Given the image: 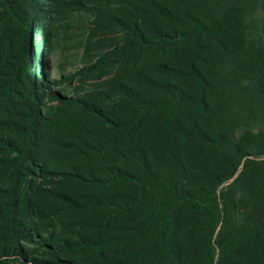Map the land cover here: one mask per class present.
<instances>
[{
    "label": "rangeland",
    "instance_id": "374dc122",
    "mask_svg": "<svg viewBox=\"0 0 264 264\" xmlns=\"http://www.w3.org/2000/svg\"><path fill=\"white\" fill-rule=\"evenodd\" d=\"M9 1L13 6L28 8L26 0ZM34 1L30 8L35 21L29 63L33 92L22 90V96L15 99L18 104L12 107L0 103V147L10 137L20 146V136L12 135L7 126L18 121L27 103L38 107L40 138L48 136L55 141L50 153L39 142L35 160L28 163L21 175L13 168L7 170L4 163L15 158V154L0 149V203L16 199L19 212L16 223L25 237L9 243L7 256L0 264L134 263L140 249L120 242L144 233L149 225L139 220L137 212L109 219L108 211L92 206L120 203L124 197L136 195L134 187L123 184L103 190L82 180L104 177V169L115 165L134 174L133 157L102 164L83 159L78 149L73 151L56 142L63 136V142L75 144L74 139L67 137L76 130L78 122L96 116L92 110L118 127L127 124L123 126L126 128L123 135H128L135 144L150 147L153 151L150 169L157 177L163 176L165 165L177 182L186 185L190 172L199 175L208 167L217 171L231 169L232 157L234 162L235 157L241 159L236 174L216 190L218 223L211 239L207 235L210 229L203 231L205 225L195 221L184 208L175 213L172 245L176 256L168 264H202L201 253L203 257L208 254L209 264H218L217 233L229 239L232 230L240 228L250 205L233 181L245 159H264V79L262 75H252L258 71L252 72L246 57L258 50L264 53L263 13L237 16L234 2L238 0ZM2 4L0 0V30L11 24ZM155 9L179 18L181 23L172 25L160 19L154 14ZM217 12H226L234 22L242 23L239 40L245 50L239 67L245 72L240 70L236 82L230 77L237 68L235 59L222 54L223 49L213 39L193 38L179 45H153L138 54L128 47L113 50L129 38L130 30L145 40L158 34L175 36L198 23L210 25ZM10 51L9 46L3 49L0 71L6 68ZM102 56L103 63L77 74ZM165 88L173 94L202 98L214 112L206 115L184 109L177 115L176 127L187 130L191 134L189 139L174 137L172 132L159 133L160 123L153 117L139 123L134 121L133 103L139 100L161 103L159 91ZM53 92L78 101L79 107L60 105ZM45 118L70 121L74 129L62 132L47 128ZM88 128L95 132L99 129L93 123ZM107 241L110 244L101 254L79 247L84 242L97 248ZM236 258L232 256L226 263Z\"/></svg>",
    "mask_w": 264,
    "mask_h": 264
},
{
    "label": "trees",
    "instance_id": "16d2710c",
    "mask_svg": "<svg viewBox=\"0 0 264 264\" xmlns=\"http://www.w3.org/2000/svg\"><path fill=\"white\" fill-rule=\"evenodd\" d=\"M28 8L22 6H13L9 0H3V8L8 12L11 24L8 28L0 30V56L7 46L11 48L10 60L6 68L0 71V103L4 107H12L18 104L15 99L22 96V90L33 92V81L30 73V37L34 25V12L31 5L34 0H26ZM234 11L239 14L251 15L256 11H261L264 15V0H238L234 2ZM154 14L162 20L172 25H178L181 20L171 14L155 9ZM210 25L198 23L189 31L179 32L175 36L164 34L154 35L151 40H145L138 36L134 30H130L126 41L113 50L130 48L134 54L140 53L144 48L153 45H179L196 38H205L206 40H215L223 49L222 54L235 59L237 68L230 74L233 81L238 79L241 69L243 74L245 70L240 68L239 62L244 57V45L239 40L241 22H234L226 12H217V17ZM197 24V23H196ZM264 35V22L262 26ZM132 38L138 39L137 42L131 41ZM225 48L228 50L225 51ZM249 59V67L258 71L251 72L252 75H262L264 79V53L262 50L249 52L246 56ZM104 56L96 60L94 64L86 69L80 70L77 74L85 70L93 69L100 63H103ZM236 82V81H235ZM162 102L139 100L133 103V111L136 115L133 117L135 123H139L148 117L156 118L160 125H157L159 133H173L174 137L189 139L190 133L187 130L177 128V115L184 109H194L196 112L213 115L208 101L204 99H194L183 94H173L168 89L159 91ZM55 94L60 105L67 108L76 109L79 107L78 101H71L69 98ZM24 112L18 115V121L8 125V131L14 136H20L21 144L16 146L12 142V137L3 143L1 151L14 153L15 158H8L5 166L7 170L13 168L15 173L21 175L27 168L28 163L32 164L35 160L36 149L41 142V147L46 153L51 152L55 140L50 137H41L39 134V112L34 103H27L24 106ZM93 119H86L78 122L73 128L70 121H62L58 118H45L43 122L47 128L60 129L65 132L69 128L74 131L67 137L74 139L75 144L62 140H56L59 144L64 143L73 149H78L83 159H89L102 164H112L119 158L133 157L136 173L121 169L117 165L105 168L104 177L93 176L90 179H83L85 184L96 186L103 190L118 185L127 184L134 187L136 195L124 197L120 203L108 202L98 205L93 204L95 208L108 211L109 219L114 217H124L137 212L139 220L147 223L149 226L144 233L133 238H124L122 245H131L140 252L135 256L133 264H168L175 256L176 252L172 245L173 232L176 229L175 213L184 208L190 213L195 221H199L210 229L207 235L212 238L215 225L218 223L217 212L219 203L217 201L216 190L223 183L231 179L240 166L241 159L235 157L234 164L223 170H214L211 167L205 168L199 175L188 173V184L182 185L175 179L168 166L163 165L164 174L157 177L150 169V159L153 151L147 145L133 143L128 135H123L126 128L116 126L114 123L104 121L96 110H92ZM104 119V120H103ZM90 123L98 126L97 132L92 131ZM74 134V136H72ZM78 143L79 145H77ZM74 151V150H73ZM38 153V152H37ZM59 166L52 167L53 169ZM13 172H10L12 174ZM190 175V176H189ZM15 176V175H14ZM17 176V175H16ZM63 176V175H62ZM236 186L250 200V205L245 219L240 228L233 229L229 239H226L221 233H217L216 243L218 250V264H264V159L251 160L245 159L241 169L233 181ZM39 207V205H32ZM16 199L8 198L0 203V263L7 256V247L9 243L18 242L25 238L18 230L16 223L18 212ZM38 214V212H37ZM31 238V237H30ZM28 238V239H30ZM31 240V239H30ZM79 247L101 254L110 241L97 245L81 243ZM209 247V245H208ZM202 256V264H209V257L206 254ZM237 256L236 260L227 262V259ZM123 264V263H114Z\"/></svg>",
    "mask_w": 264,
    "mask_h": 264
}]
</instances>
